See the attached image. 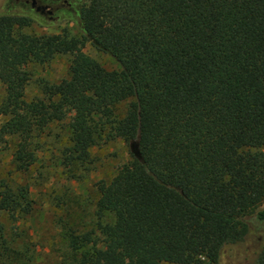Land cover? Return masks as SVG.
I'll return each instance as SVG.
<instances>
[{
    "label": "trees",
    "instance_id": "1",
    "mask_svg": "<svg viewBox=\"0 0 264 264\" xmlns=\"http://www.w3.org/2000/svg\"><path fill=\"white\" fill-rule=\"evenodd\" d=\"M30 21L0 15V143L12 168L0 172V264L36 263L21 228L34 199L18 178L55 122L71 176L100 142L128 153L95 184L88 225L68 208L65 264H220L264 228V0H81L80 37L22 32ZM57 54L71 55L66 77L27 100L26 65Z\"/></svg>",
    "mask_w": 264,
    "mask_h": 264
},
{
    "label": "rangeland",
    "instance_id": "2",
    "mask_svg": "<svg viewBox=\"0 0 264 264\" xmlns=\"http://www.w3.org/2000/svg\"><path fill=\"white\" fill-rule=\"evenodd\" d=\"M52 1V0H49ZM58 1V0H56ZM61 0H59L60 2ZM74 6L70 12L60 11L53 20L27 11L20 5H12L9 0H0V15H25L31 21L21 28L32 34L67 33V36L80 37L78 12L81 0H71ZM12 5V6H11ZM82 51L98 60L107 68L117 67L113 58L96 50L89 42ZM71 60L70 54H57L45 63L29 62L26 71L29 79L25 86L27 100L42 98V85L54 83L66 77ZM4 92L0 83V98ZM66 141L64 122H55L45 130L39 140V160L26 176L18 178L29 184L34 199V209L23 222L27 239L35 246V264H65L64 245L59 237V229L68 216L88 225L92 219V196L99 180L110 179L128 159L127 146L121 140H110L92 148L91 162L79 165L71 176L59 163L60 150ZM264 150V146H263ZM11 156L3 143H0V172L10 171ZM264 205V204H263ZM5 221V219L3 220ZM10 226L11 223L8 222ZM264 245V228L253 230L240 244L223 249L220 264H255V258ZM161 264H175L161 262Z\"/></svg>",
    "mask_w": 264,
    "mask_h": 264
},
{
    "label": "flooded vegetation",
    "instance_id": "3",
    "mask_svg": "<svg viewBox=\"0 0 264 264\" xmlns=\"http://www.w3.org/2000/svg\"><path fill=\"white\" fill-rule=\"evenodd\" d=\"M9 2L14 6L20 5L25 10L34 12L49 20L55 19L60 11L70 12L74 6L71 0H61L60 2L59 0H9Z\"/></svg>",
    "mask_w": 264,
    "mask_h": 264
}]
</instances>
